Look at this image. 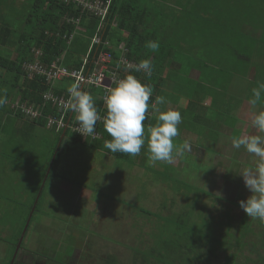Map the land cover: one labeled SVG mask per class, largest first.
<instances>
[{
    "label": "rangeland",
    "instance_id": "rangeland-1",
    "mask_svg": "<svg viewBox=\"0 0 264 264\" xmlns=\"http://www.w3.org/2000/svg\"><path fill=\"white\" fill-rule=\"evenodd\" d=\"M4 1L0 3V23L10 2L15 6V12L9 15L11 23L14 21L12 27L21 31L24 14L20 16V11L27 10L28 0ZM143 1L152 12L153 29L165 31L169 24L163 28L161 18H173L171 20L175 24L169 31V37L178 41L181 48L199 53L191 73L193 77L187 76L191 70H182L177 79L166 81L159 93V96L166 97L168 109L172 103L190 105L188 113H182L177 107L183 120L175 143L181 144L183 139L193 140L191 154H185L172 165L163 162L151 165L148 152L139 160L119 158L80 142L69 131L63 138L52 172L51 161L59 148V135L47 125L27 128L24 125L31 123L33 118L23 113L21 117L13 116L20 96L17 89L8 85L10 73L0 67V90L9 92L13 89L7 104L0 108V264H11L17 238L22 233L19 231L24 229L32 210L29 205L35 203L40 191L38 186L39 191L31 200L35 176L42 168L46 169V174L49 169L52 173L48 175L47 185L41 191L40 202L20 246L23 251L21 256L28 264H33V259L37 264L45 261L47 264H194L193 259L195 264H209L198 258H208L205 252L211 249L210 244L199 243L200 253L194 252L190 258L191 252L185 253L186 249L180 247L174 256L168 254L178 247V242L185 243L182 234H190L186 227L202 228L205 222L208 226L212 225L209 230L215 227L216 232L224 231L229 236L231 232L232 240L237 242L236 248H243L246 240L248 245L254 244L239 255V260L244 261L240 264L261 263L264 222L248 218L239 206V201L246 200L250 195L239 172L244 167L254 166L256 158L243 148L233 149L231 144L232 138L241 134H257L251 127V120L261 106L254 109L248 100L252 89L258 86H255V80L248 81L245 77L229 80L228 67L235 66L243 72L254 62L257 67L264 63V51H259L257 47L258 53L255 50V41L261 38L264 31V15L261 17L259 14L264 10V0H183L186 6L180 4L182 0ZM82 31L80 26L74 48L86 44ZM123 34H126L125 31ZM211 47L217 51L226 47L227 61L220 63L219 59L215 64L213 58H217L210 52ZM236 50L243 55H234ZM183 52L181 59L187 58L186 51ZM8 53L11 57L16 55L12 46L0 44V55ZM71 55H74L71 60L80 58V52ZM205 55L208 59L212 58L211 62L205 63ZM86 57L89 55H84L83 61ZM217 57L220 58L219 55ZM199 70H203L202 81L205 84L194 78L198 77ZM252 71L249 77L254 73ZM72 84L70 81L67 83L69 86ZM232 84L236 96L233 95ZM205 87L206 91L203 90ZM206 92V99H201ZM197 93L203 95L198 96ZM193 96L200 99V103L194 102L195 98L191 102L189 99ZM236 101L237 107L242 109L234 105ZM9 106L13 109L10 116ZM164 107L160 108L163 110ZM221 112L224 117L231 113L225 123L224 118H221L222 123L213 117ZM196 113L205 116L196 117ZM150 114L158 115L153 109ZM208 115L215 120L210 121ZM235 115L239 121L242 116L245 119L244 126H238V135L231 132L236 125ZM227 121L228 127L218 124L225 125ZM191 122L197 127V132L191 131ZM226 136L228 142L224 141ZM50 145L52 149L55 146L54 150H50ZM184 208L193 214V221L185 224L184 217H180ZM170 210H173L171 214L165 212ZM181 219L184 222H180ZM194 220L200 223L196 224ZM250 221L254 231L248 237L241 238L234 233L235 228L247 227ZM201 231L196 229L192 232L198 237L212 235L207 233V229ZM194 239L206 240L204 237ZM228 256L222 251L211 259L214 258V264H232L233 260L228 262ZM14 264H21L19 256Z\"/></svg>",
    "mask_w": 264,
    "mask_h": 264
},
{
    "label": "trees",
    "instance_id": "trees-1",
    "mask_svg": "<svg viewBox=\"0 0 264 264\" xmlns=\"http://www.w3.org/2000/svg\"><path fill=\"white\" fill-rule=\"evenodd\" d=\"M2 1L4 0H0V3ZM5 1L8 2L9 0H5ZM143 3H144L143 0H113L106 19L101 23V19L99 16L89 14L88 12L83 11L81 7L78 8L74 4H67L62 0H28L27 10L21 9L20 11L21 14L20 16L24 14L23 15L24 28L22 29L21 27L20 28L21 31H17L18 28L12 27L13 26L12 23L14 21L12 20L11 23V16H9L11 12L13 11L15 12V8H14L15 6L9 2V9L7 13L3 15L2 23H0V44L12 46L15 50L16 55L15 57H11L9 53L5 55H0V67L5 68L8 71V73H10V78H9L10 83H8V85L12 86L13 89H17L18 94L17 93L16 94L20 96L19 97L20 103L22 104L25 103L27 105L39 107V110L41 111V115L33 118L31 120L33 123L37 125L39 124L40 126H46L48 125V117L50 115L53 114L60 115L61 113V111L57 106H53L51 101L46 100L44 97V94L50 88L49 82L46 81V76L42 75V76L29 77L27 75L26 70L24 69L23 65L25 63L33 62L37 58H39L43 63L49 65L54 60H57L62 55H64L63 62L65 64L67 63L66 65L68 67L77 68V69L81 68L84 55L88 54L90 59L92 57H95V59H97L101 51L104 50L111 54V60L108 62L110 66L113 65L116 66L119 63L121 56L127 57L129 60L135 61L136 63H139V61L142 59H151L154 65V71L151 79L146 78L142 72L136 73L134 71V68L130 69V71L126 73L122 72V77L124 78V76H126L127 74H133L138 79H140L142 83L151 84L154 91L152 97L150 98L149 103L152 105L154 104L155 97L159 96L160 90L162 89V86H164L166 81L168 82L174 81V79L180 74L179 72H181L182 70L183 71L187 69L188 71L191 70L187 76L190 75V73L195 69L194 62L198 61L197 59L199 57L198 51L197 50L193 51V49H183L181 48L180 45L177 44L178 41H175V39L169 37V31L172 29V26L175 24L174 20H171L173 18H170V20H166L164 16L161 18L163 20L162 22L163 28L166 26L167 23L169 24L165 31L153 29L151 25L153 23L152 12L148 7H145ZM180 4H185V1L182 0ZM263 12L264 10L259 12L261 17H263L264 15ZM77 18H80L79 21H77ZM80 26L83 28L82 35L86 39V44H84V46L80 44V47L74 48L73 46H76L75 45L76 38L77 35L79 34L77 30H80ZM123 31H125L126 34H123ZM183 33L184 31H182V34ZM96 34L101 36V43L94 44L91 49L92 39ZM157 39H159L160 42V47L158 52L153 53L149 49L144 47L147 41L157 40ZM123 44L124 46L120 47ZM256 47L259 51H264V31L261 32V38L255 41V50L256 53H258ZM211 49L212 50L210 52L213 53L217 58V59L213 58V60H215L214 61L215 64H217L216 60L218 61L219 59H220V63H222L223 61H227L228 54H225L226 47L223 49L220 48L219 51H217V49L213 47H211ZM183 51H186L185 55H187V58L183 57V59H181V55L184 54ZM76 52H80V58L75 61L71 60L72 56H74L71 54H74ZM239 52L236 50V54L234 55L239 54L240 56H242L243 54ZM206 55L205 57H203L206 59L205 63L211 62L212 58L208 59L206 58ZM217 55H219L220 58H218ZM184 64H186L187 66L183 67ZM251 66H254V68ZM228 68L230 69L229 78H228L229 80L230 78L232 79L235 77H245L248 81L254 82L255 80V86H259V84L264 83V63H261L257 67L256 63L254 62L250 64L249 68L248 69L246 68L243 72L240 70V68L237 69V67L235 66H232V68L231 67ZM251 69H253L252 72L254 73L251 74V77H249V74L251 73ZM202 72L203 70L202 71L199 70L198 77H194L196 80H199L198 82L200 81L203 82ZM231 73L232 76H230ZM68 81L73 82V79H64L62 81L57 82V84L53 88L54 91L61 93L65 91L67 93L66 95H69L67 92V88L69 87V85H67ZM203 83L205 84V82ZM231 86H232V91H234L233 95L236 96L235 93L236 89L233 87V84ZM205 89L206 87L203 90L206 91ZM12 90L10 89L9 92H6L7 98L11 96ZM83 90L91 92V94L96 99L97 108L101 117L106 116V105H104V99H103L105 90L103 89V87L96 85H89L84 87ZM93 93H95V95ZM197 94L198 96L203 95V93H197ZM207 96L208 94L206 92V94L202 96L201 99L203 98L206 99ZM193 98H195L194 102L200 103L201 100L196 98V96L191 97L189 100L192 102ZM239 100L242 101V99ZM167 104L168 102L164 105ZM237 104L238 103L236 101L234 105L237 107L238 106ZM240 104L241 103L239 102V105ZM170 106L171 105L169 104V107ZM189 106H182L172 103L170 109L177 110L178 107L182 110V113H188L191 110ZM153 107L155 108L156 106ZM205 107H208V105H205ZM237 108L242 109L241 106ZM8 110L9 112H11V110L13 109L10 107ZM150 110L148 113V118L144 122L146 129L148 127L154 126L156 123V117L153 114H150ZM13 113L15 114L14 116L16 117H18V115L21 116V112L19 110ZM195 116L203 117L205 115H203V113L202 114L196 113ZM230 116L231 113L230 114L227 113V115L224 117L222 112L216 116L213 115V117L218 119L220 122L223 121V119L221 118H224V123L226 121V118L228 119ZM207 117L210 119L209 115ZM213 117H211L210 121L215 120ZM235 117H237V115H235ZM242 118H243V122H241ZM242 118L241 121H239V117H237L235 123L236 125L231 129V132H233L234 135H238V126L241 127L244 126L243 123L245 122V119L243 116ZM204 119H206V117ZM218 124L221 127L229 126L228 121L226 122L225 125H221V123ZM52 128L54 129L55 127L53 126ZM190 129L191 131L197 132V127H194L192 122L190 125ZM96 131L100 134V136L94 139H91V137H89V139L86 140L85 142L81 136L75 135L76 134L75 132L71 134L75 136L77 140H80V142H83L86 145H91L97 147L98 149H103L105 152L112 153L104 147V142L106 140H110L111 137L104 129L103 120L97 122ZM67 132H69V130H67ZM61 147H62V143L60 145L55 160L58 159V155ZM54 148L52 150H54ZM145 152L146 153L148 152L147 143L144 145V147H142L140 155L135 157L119 152L112 154L116 155L119 158H128V159L137 158L139 160L140 157H142V155H144ZM49 161L50 160L48 159L47 163ZM212 165L215 166V164ZM214 168L215 167L212 168L213 172H214ZM52 172H53V167H52ZM37 192H38V188H36L33 193L36 194ZM34 198L35 195L31 196V200H33ZM32 206L33 204L31 203L29 205V208H31ZM143 211H148V209L144 208ZM171 211L173 210H170V212L168 211L165 212L171 214L172 213ZM190 211L191 210H186L185 208L182 210L181 212L182 215L180 217H184L185 222L183 219H181L180 222H184L185 224L187 223V221H193L191 219L192 218L191 215L193 214H191ZM180 217L178 219H180ZM194 223L199 224L200 222L194 220ZM211 227L212 225L208 226L206 222L203 223L202 228H198L197 226L186 227L187 229L185 230H187V233L190 234L188 235L185 234V236H183L184 234H182L183 237L182 240L185 243L178 242L177 243L178 247H175L174 250L168 252L169 256L172 257L175 254H177L178 249L180 247L186 249L185 253H187L188 251L191 252V254L188 256L190 258L192 257V255H194V252L200 253L199 252V247H200L199 243H200L204 245L210 244L211 249L205 252L208 258H205L206 256L202 253L201 255L205 257L198 258V260L200 259L199 261L206 260L209 264L210 263L214 264L215 260H213L214 258L213 259L211 258L217 253L220 252L222 253V251H225L227 255H230L228 256L227 259L228 262H230L229 261L230 259L233 260L232 264L244 263L243 260H239V255L244 254L245 248L251 249V247H253L254 244L251 243V245H248L247 243L248 241L246 240L243 243L244 245L243 248L242 247L236 248L237 242H234L232 240L233 238H231L232 236L231 232H229L231 234L229 236L227 235V233L224 234V231H218L217 229V231L220 234H224L222 238H220L219 237L220 234L216 232L215 227L212 230L208 229ZM245 227L246 226L242 225V227L240 228L237 229L235 228L234 233H236L237 236L239 237L241 236V238L243 236H244L243 238L248 237L250 233L254 231L253 227L251 226V221L249 225L246 228ZM196 229L202 231L207 229V233L212 235L208 236L206 234H202L203 236L201 235L198 237V235L192 232ZM22 231L20 230L19 232ZM192 234L195 237H193ZM213 234H216L218 238H216ZM202 237L206 239L204 240L205 242L201 241V239L200 240L194 239V238H202ZM19 238L20 236H18L16 242H18ZM192 262H194L195 264L194 259ZM260 262H261L260 264H264V254H260Z\"/></svg>",
    "mask_w": 264,
    "mask_h": 264
},
{
    "label": "clouds",
    "instance_id": "clouds-1",
    "mask_svg": "<svg viewBox=\"0 0 264 264\" xmlns=\"http://www.w3.org/2000/svg\"><path fill=\"white\" fill-rule=\"evenodd\" d=\"M144 47L153 53L158 52L159 39L147 41ZM134 71L142 72L146 78L151 79L154 71L153 61L140 60ZM153 91L151 84L142 83L135 75L127 74L105 98L106 116L101 117L91 92L83 90L81 84L73 83L67 88L69 100L66 107L76 114L78 132L82 135L94 136L97 122L103 120L104 129L111 137L104 142V147L110 152L135 157L140 155L142 147L147 143L148 161L151 165L157 162L172 165L192 151V144L189 140H184L181 144L175 143V139L180 135L182 115L170 108H154L149 103ZM7 102L6 89L0 90V108ZM166 103V97H155V105ZM248 103L254 109L258 105L261 106L251 120V127L257 134H241L232 138L231 142L233 149L243 148L256 158L254 166L244 167L239 172L245 188L250 192L246 200L239 201V206L248 218L264 222V83L252 89ZM150 109L158 115L155 125L146 129L144 122Z\"/></svg>",
    "mask_w": 264,
    "mask_h": 264
},
{
    "label": "built area",
    "instance_id": "built-area-1",
    "mask_svg": "<svg viewBox=\"0 0 264 264\" xmlns=\"http://www.w3.org/2000/svg\"><path fill=\"white\" fill-rule=\"evenodd\" d=\"M67 4H74L78 8L89 14L99 16L101 23L106 19L110 6L113 0H62ZM80 18H77L79 21ZM101 43V36L96 34L92 39L91 49L94 44ZM64 55L59 59L54 60L51 64L43 63L39 58L33 62L25 63L24 69L29 77L46 76V81L49 82L50 88L44 94L46 100H50L53 106H57L61 111L60 115L53 114L48 118V125L55 127L58 130H69L75 132L82 137L83 140H88L89 137L94 139L100 134L96 131L94 136L82 135L78 129L76 122V114L66 107L69 95L64 92H55L54 87L57 82L64 79H73V83L81 84L82 88L89 85L101 86L105 90L103 99L109 94L110 90L116 86V83L122 79V72H129L137 64L135 61L129 60L127 57L121 56L119 63L116 66H110L108 62L111 60L109 52L101 51L99 57L95 59L86 57L81 65V68H70L63 63ZM105 105V103H104ZM15 111H20L27 117L35 118L41 115L39 107L19 103L17 100Z\"/></svg>",
    "mask_w": 264,
    "mask_h": 264
},
{
    "label": "crops",
    "instance_id": "crops-1",
    "mask_svg": "<svg viewBox=\"0 0 264 264\" xmlns=\"http://www.w3.org/2000/svg\"><path fill=\"white\" fill-rule=\"evenodd\" d=\"M192 73V72H191ZM191 73H190V76L191 77H193L192 75H191ZM18 101H20V98L18 99ZM20 103V102H19ZM160 107L162 106V105H159ZM163 106H165L164 107V109H166V105H163ZM159 107V108H160ZM163 109V110H164ZM15 110V109H14ZM10 112L8 113V116H10ZM14 116V115H13ZM154 116H157L156 114H154ZM21 117V116H20ZM4 125V124H3ZM35 125H37V124H35V123H33L32 121H31V123L29 122L27 125H24V126H26L27 128H29V129H32V126H35ZM47 128L48 129H50L51 131H54L55 133H56V135H59V141L62 143L63 142V138L66 136V134L68 133L67 131H65V130H58V129H56V128H52L51 126H49V125H47ZM64 131H65V134H64ZM220 132H225L226 134H227V132L226 131H224V130H222V129H220L219 130ZM19 132V131H18ZM63 132V133H62ZM219 132V133H220ZM64 134V136L62 137V135ZM60 135H61V137H60ZM183 141H184V139L182 140V143H183ZM224 141H229L228 140V138H227V136H226V138H225V140ZM223 141V142H224ZM190 142H193V140H191ZM221 141L220 140H218V143H219V145L221 144L220 143ZM61 143H60V145H61ZM218 145V146H219ZM50 150L52 149V146L50 145ZM59 148H60V146H59ZM194 147L192 146V149H193ZM58 151H59V149H58ZM58 151H57V153H58ZM57 153H56V155H57ZM214 155L216 156L217 155V153L215 152L214 153ZM49 160L51 159V156L48 158ZM55 159H56V156H55ZM55 159H54V161H55ZM179 160V159H178ZM47 161L48 160H45V162H46V164H47ZM54 161H53V163H52V167H53V164H54ZM52 167H51V169H52ZM51 172V171H50ZM50 172H49V174H50ZM48 174V175H49ZM45 175H46V169H41V171L39 170V173H38V175H36L35 177V183H33V192H34V190L36 189V188H38V186H39V188L42 186V183H43V180H44V177H45ZM48 178L49 177H47V179H46V182H45V184H44V188L42 189V191H44V189H45V186L47 185V181H48ZM38 191H39V189H38ZM34 195H35V197H36V194L34 193ZM40 200V199H39ZM39 202V201H38ZM32 208V207H31ZM36 210V209H35ZM34 213H35V211H34ZM29 251V250H28ZM22 250H21V248L18 250V254H17V256H19V261H22L23 260V258H22V256H21V254H22ZM46 259V258H45ZM50 259V258H49ZM33 261V264H37V263H35L36 261H34V259L32 260ZM43 262H44V260H43ZM48 262L47 261H45L44 263H42V264H47ZM32 264V263H31Z\"/></svg>",
    "mask_w": 264,
    "mask_h": 264
},
{
    "label": "water",
    "instance_id": "water-1",
    "mask_svg": "<svg viewBox=\"0 0 264 264\" xmlns=\"http://www.w3.org/2000/svg\"><path fill=\"white\" fill-rule=\"evenodd\" d=\"M65 131H66V130H65ZM65 131H64V134H65ZM64 134L62 135V137L64 136ZM60 143H61V142H60ZM60 143H59V146H60ZM58 149H59V148H58ZM57 151H58V150H57ZM56 153H57V152H56ZM56 153H55V156H56ZM55 156L53 157V160L51 161V163H53V161H54V159H55ZM51 167H52V164H51ZM50 171H51V170L49 169V172H50ZM49 172H47V174H46V176H45V179L43 180L42 186L40 187L39 194H38V196H37V198H36L35 203H34L33 206H32V210H31L30 216H29V218H28V220H27V222H26V225H25V227H24V229H23V231H22V233H21V235H20L19 241H18V243H17L16 251H15V254H14L13 258H12L11 264H14V262H15V259H16L17 254H18V250L20 249V246H21V244H22V242H23L24 236H25L26 231H27V229H28V226H29V224H30L31 217H32L33 214H34V211H35V209H36L37 203H38L39 198H40V195H41V191H42V189H43V187H44V184H45V182H46V179H47V177H48Z\"/></svg>",
    "mask_w": 264,
    "mask_h": 264
},
{
    "label": "flooded vegetation",
    "instance_id": "flooded-vegetation-1",
    "mask_svg": "<svg viewBox=\"0 0 264 264\" xmlns=\"http://www.w3.org/2000/svg\"><path fill=\"white\" fill-rule=\"evenodd\" d=\"M21 264H28L25 260L20 261ZM30 264V262H29Z\"/></svg>",
    "mask_w": 264,
    "mask_h": 264
}]
</instances>
